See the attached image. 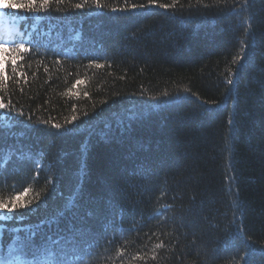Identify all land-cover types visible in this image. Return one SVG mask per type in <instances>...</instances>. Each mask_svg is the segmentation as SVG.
<instances>
[{"label":"trees","instance_id":"obj_1","mask_svg":"<svg viewBox=\"0 0 264 264\" xmlns=\"http://www.w3.org/2000/svg\"><path fill=\"white\" fill-rule=\"evenodd\" d=\"M82 2L65 0L39 16L0 13L21 31L0 36L32 49L15 62L23 76L7 64L10 79L0 89L24 121L0 135V155L15 153L0 167V201L11 202L13 186H23L29 208L41 205L5 222L0 257L13 229L40 224L35 240L50 238L45 246L73 264H81L78 257L84 264H264V0L239 12L230 9L243 0L135 11L132 4L148 0H101L103 11L72 7ZM246 28L254 38L240 60ZM234 60L243 67L228 85ZM74 198L59 224L41 223ZM82 223L94 234L93 248L79 238L52 245Z\"/></svg>","mask_w":264,"mask_h":264},{"label":"snow or ice","instance_id":"obj_2","mask_svg":"<svg viewBox=\"0 0 264 264\" xmlns=\"http://www.w3.org/2000/svg\"><path fill=\"white\" fill-rule=\"evenodd\" d=\"M65 0H22V2H9L4 5V8L6 9H20L27 13H30L35 16H39L42 12H47L51 10L52 5H60L64 3ZM179 2V0H174L172 4H163V3H157V0H148V4H132L131 9L133 11L135 10H142L148 7H155L158 6L162 9H168L170 7H175L176 4ZM201 0H197V4H199ZM217 4H220L222 0H216ZM223 2L226 4L227 0H223ZM239 3V0H237ZM251 3V0H243L242 3H239V7H233L230 9V11L233 12H239L241 9H247V6ZM85 6H94L96 9L103 11L106 7L105 4L101 2V0H83L82 3H75L72 5L75 9H82ZM189 6L191 7V0L189 3ZM207 7L208 5H204ZM58 10V9H57ZM125 11L126 9H117L115 7L111 8V11L113 13L117 11ZM3 9H0V12H2ZM254 38V34L251 32L249 28L245 29V38L241 40V52L243 55L241 56L240 53H238V56H240V60L247 58V50L250 49L251 45L249 43V39ZM31 49V42H28V46H26V42L24 40L20 41H9L3 36H0V89H7V81L10 79L6 72V67L9 62L12 63V72L16 73L18 76H23V73L18 72L16 67V60L23 59L22 56L19 55V53H26L30 52ZM9 58H11L9 60ZM240 60H234L233 63L237 64V70L235 72H231V69L229 71L231 74L226 77V83L228 85H233L235 83L234 76L239 74V69L243 67V64L240 63ZM95 67L101 68L103 67L102 64H95ZM83 83V81L77 80L76 85H79ZM75 87V85H74ZM230 91V89H229ZM185 92H187V89H185ZM87 95V94H85ZM164 96H168V93L165 92L163 94ZM232 97L229 95L228 99H231ZM152 99H158L157 97H152ZM205 104H207V101H204ZM219 109V105H216V108L212 109V111L208 112V115H214L215 111ZM17 115L23 116L24 113L20 112ZM77 117L73 116L71 119L67 120L66 123H72V121L76 120ZM24 123V121L17 120L15 118V115L12 114V110L9 109V105L6 104L3 100V97H0V135H3L4 130L8 129L9 134L12 135L11 129L14 124H20ZM40 123H47L46 121H41ZM233 122L229 120V124L231 125ZM30 127L33 125H29ZM52 128L56 129L57 131L61 130V125L57 123H52ZM76 128H66L64 129V132L66 134H71L72 132L76 131ZM104 140L110 139L107 133L103 137H101ZM83 152L87 151V146L82 147ZM15 155L14 152L9 151L7 154L0 155V167L5 166L8 161ZM23 153H21V156L23 157ZM13 192L17 193L14 198L9 201H0V232L6 230L7 225L6 221L10 220H19L22 221L26 216H30L31 214H34L40 210L41 205H37L35 208H29V206L32 204V200L29 199L27 201L22 200L21 195L19 193H23L24 195H27L28 191H30L29 188H25L21 186L20 189H17L15 186H13ZM40 193L35 194V199L39 200ZM75 207V198L71 202H66L63 209L59 212L53 214L50 217H47L44 221L41 223H46L50 225H56L59 224L61 219L65 214L72 211V208ZM22 208H29L28 212H18L15 216H10L9 214L15 212L17 209ZM40 228V224L36 225L35 228H32L31 226H26L24 228H17L13 229V231L16 233L12 237V239L9 241L10 247L6 248V255L3 257H0V264H73L71 260H65L63 258H57L56 253L51 252L46 246V242L50 238H45L44 243H39L35 240L36 231ZM23 231L24 235L21 236L19 233ZM79 238L80 243L87 245V249L93 248L92 240H94V234L90 231L89 227L86 224H80V225H74L69 229V236L64 237L61 236L59 239H52L51 243L52 245H59L61 240H69V242L76 240ZM15 241V244L12 243V241ZM162 245L158 244L156 245L157 248L161 247ZM85 248H81L80 251L84 255H88V251ZM262 254H264V249L261 250ZM252 252L254 253L255 250L253 249ZM250 253L249 255H251ZM43 256V258H42ZM77 259L80 260L81 264H84L82 257H78Z\"/></svg>","mask_w":264,"mask_h":264},{"label":"rangeland","instance_id":"obj_3","mask_svg":"<svg viewBox=\"0 0 264 264\" xmlns=\"http://www.w3.org/2000/svg\"><path fill=\"white\" fill-rule=\"evenodd\" d=\"M3 7H4V2H3V0H0V9H3ZM0 13H2V12H0ZM11 22H12V21H10V20H6V18L4 19V18L1 17V15H0V27H1V25H2L3 23H7L8 25H10Z\"/></svg>","mask_w":264,"mask_h":264}]
</instances>
